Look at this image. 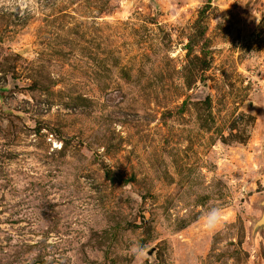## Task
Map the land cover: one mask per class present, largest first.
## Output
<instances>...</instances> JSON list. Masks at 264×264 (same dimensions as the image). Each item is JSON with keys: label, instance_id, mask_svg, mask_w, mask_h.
<instances>
[{"label": "rangeland", "instance_id": "rangeland-1", "mask_svg": "<svg viewBox=\"0 0 264 264\" xmlns=\"http://www.w3.org/2000/svg\"><path fill=\"white\" fill-rule=\"evenodd\" d=\"M263 221L264 0H0V264H264Z\"/></svg>", "mask_w": 264, "mask_h": 264}, {"label": "clouds", "instance_id": "clouds-1", "mask_svg": "<svg viewBox=\"0 0 264 264\" xmlns=\"http://www.w3.org/2000/svg\"><path fill=\"white\" fill-rule=\"evenodd\" d=\"M205 226L209 229H215L221 222V216L218 212H213L204 218ZM135 251V250H134Z\"/></svg>", "mask_w": 264, "mask_h": 264}, {"label": "water", "instance_id": "water-1", "mask_svg": "<svg viewBox=\"0 0 264 264\" xmlns=\"http://www.w3.org/2000/svg\"><path fill=\"white\" fill-rule=\"evenodd\" d=\"M262 225H264V221L262 222Z\"/></svg>", "mask_w": 264, "mask_h": 264}]
</instances>
